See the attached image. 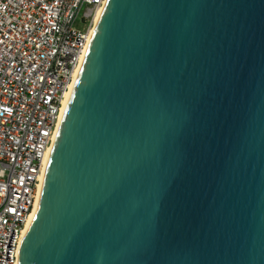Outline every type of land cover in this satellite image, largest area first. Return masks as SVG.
Here are the masks:
<instances>
[{"label": "water", "instance_id": "water-1", "mask_svg": "<svg viewBox=\"0 0 264 264\" xmlns=\"http://www.w3.org/2000/svg\"><path fill=\"white\" fill-rule=\"evenodd\" d=\"M20 264H264V0H108Z\"/></svg>", "mask_w": 264, "mask_h": 264}, {"label": "built area", "instance_id": "built-area-1", "mask_svg": "<svg viewBox=\"0 0 264 264\" xmlns=\"http://www.w3.org/2000/svg\"><path fill=\"white\" fill-rule=\"evenodd\" d=\"M108 0H0V264H20L46 160Z\"/></svg>", "mask_w": 264, "mask_h": 264}, {"label": "bare ground", "instance_id": "bare-ground-1", "mask_svg": "<svg viewBox=\"0 0 264 264\" xmlns=\"http://www.w3.org/2000/svg\"><path fill=\"white\" fill-rule=\"evenodd\" d=\"M101 16H102V14H100V16H99L98 19H97L96 26H95L96 28H95V30H94V32H93V36H94V34H95V31H96V29H97V26H98V24H99V21H100V19H101ZM93 36H92V40H93ZM91 43H92V42H91ZM90 47H91V44H90ZM89 50H90V48H89ZM89 50H88V53H89ZM88 53H87V55H88ZM87 55H86V57H87ZM85 60H86V58H85ZM85 60H84V62H85ZM83 65H84V63L82 64L81 68L78 70V72H77V74H76V77H75V81H74V83L72 84V86H71V88H70V91H69V92L67 93V95H66V100H65V102H64V108H63V111H62V116H61V118H60V123H59V130H58V136H57V139H58L59 134H60V131H61V129H62V126H63L64 120H65V117H66V114H67V111H68V108H69V105H70V102H71V99H72V96H73V93H74V90H75V88H76V85H77V82H78L79 76H80V74H81V71H82ZM57 139H56V142H57ZM56 142H55V144H56ZM55 144H54V147H55ZM54 147L52 148V150H51V152H50V156H49L48 159L46 160V167H45V171H44V179H43V184H42V189H41L40 198H39V201H38V203H37V205H36L35 211H34V213L31 215V217H30V219H29V222H28V224H27V226H26V229H25V231H24V235H23V244H24V241H25V239H26L28 233H29L30 230H31V227L33 226V223H34V221H35V219H36V216H37V213H38V211H39V207H40V203H41V197H42V194H43V190H44V186H45V181H46V177H47V173H48V169H49V164H50V160H51V157H52V153H53ZM22 247H23V245H22Z\"/></svg>", "mask_w": 264, "mask_h": 264}]
</instances>
